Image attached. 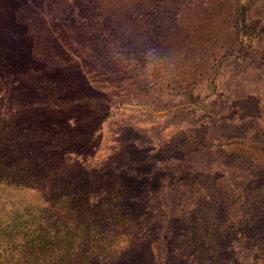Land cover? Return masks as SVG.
I'll return each mask as SVG.
<instances>
[{
	"label": "trees",
	"instance_id": "1",
	"mask_svg": "<svg viewBox=\"0 0 264 264\" xmlns=\"http://www.w3.org/2000/svg\"><path fill=\"white\" fill-rule=\"evenodd\" d=\"M93 1L105 30L136 42L150 36L146 23L166 2ZM55 3L0 0V264H264V61L258 87L242 76L234 82L227 118L257 125L217 135L214 98L196 105L205 113L193 125L150 145L113 116L127 89L105 69L104 140L101 126L80 127L78 118L94 96L82 89L103 85L70 74L76 62L85 66L90 40L76 18L56 15ZM188 7L201 16L193 32L204 25L212 34L225 21L239 51L224 57L264 55V0ZM73 45L77 56L67 52ZM168 56L151 45L138 63L155 66ZM222 158L235 162L228 167Z\"/></svg>",
	"mask_w": 264,
	"mask_h": 264
},
{
	"label": "rangeland",
	"instance_id": "2",
	"mask_svg": "<svg viewBox=\"0 0 264 264\" xmlns=\"http://www.w3.org/2000/svg\"><path fill=\"white\" fill-rule=\"evenodd\" d=\"M165 1L160 9L163 12H156L151 23L148 24L149 21L146 23V34L151 33L150 36L141 42H136L129 37L128 32L123 35L120 30L112 27L105 30V15L102 16V12L94 6L93 0H56L54 6L56 15L62 18H76L85 31V37L90 40V49L87 53L89 58L87 55L84 60L85 66L76 62L70 74H75L87 81L91 80L94 84L103 85L98 88L96 86L90 92L94 85L89 84L88 89H82L83 92L88 93L89 97V93L94 96L89 98V105L83 108L84 113L79 109L80 127L83 125L88 129L98 130L101 126V133L104 134L105 140L104 84L105 69H107L112 73L118 72L117 79H122L127 89L123 94L125 95L124 106L114 111L113 116H118L121 122L131 126L137 132L136 135L143 138L146 145L155 144L156 140H161L170 130L178 131L193 125L205 113V110L196 108V105L200 101L214 98H218L217 104L212 106L213 103H210L208 106L212 108L209 120L217 121L214 133L221 136L242 135L250 125L257 124L251 119L238 123L227 119L231 115L230 111H233L229 107V101L233 95L234 82L245 77L243 79H248L249 88L258 87L255 71L257 65L264 61V55H256L249 50L243 62L235 60L236 54H233V57H224L228 56L227 53L231 50L239 51L235 41L229 40L225 21L213 26L212 34L209 32V27L204 25L199 26L197 32H193L190 24L200 23L198 20L201 16L195 14L188 4L190 5L192 1L197 3V0ZM189 1L191 2L188 3ZM181 2L186 9L180 10ZM219 13L217 12L218 15ZM220 17L225 19V15ZM163 19L166 29L159 32L158 28ZM135 27L141 28V25L128 26L129 29ZM221 28L223 31H218ZM69 31L73 40H82L76 28ZM210 35L214 44L208 42ZM115 38L122 40L118 46H115L117 43ZM151 45L157 46L161 54L169 53L166 62L161 60L155 66L140 65L139 56ZM81 49H83L82 46ZM261 49L264 50V38L261 40ZM67 52L77 56L75 45ZM62 66L63 64L59 63L54 65L59 69ZM119 71L122 73L120 74ZM214 86L216 93L211 89ZM73 98L79 99L77 95ZM80 113L85 116H80ZM222 160L228 167L235 162L227 158Z\"/></svg>",
	"mask_w": 264,
	"mask_h": 264
}]
</instances>
